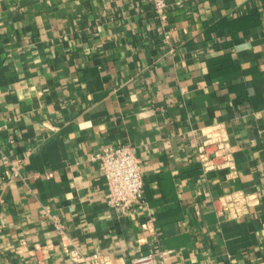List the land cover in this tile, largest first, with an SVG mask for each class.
<instances>
[{
	"label": "crops",
	"instance_id": "0c3cea01",
	"mask_svg": "<svg viewBox=\"0 0 264 264\" xmlns=\"http://www.w3.org/2000/svg\"><path fill=\"white\" fill-rule=\"evenodd\" d=\"M0 0V264L74 245L164 264H264V0ZM222 123L231 167L194 130ZM130 143L143 201L118 211L92 157ZM242 191L239 213L223 198ZM55 222L63 225L59 233Z\"/></svg>",
	"mask_w": 264,
	"mask_h": 264
},
{
	"label": "built area",
	"instance_id": "2783aa9c",
	"mask_svg": "<svg viewBox=\"0 0 264 264\" xmlns=\"http://www.w3.org/2000/svg\"><path fill=\"white\" fill-rule=\"evenodd\" d=\"M153 12L164 17L167 0H150ZM196 147L198 160L204 171L231 167L233 164V151L225 126L216 123L197 130ZM97 160L100 170L107 181L106 199L110 206L118 211H129L144 198L145 181L142 171V162L137 155L135 147L130 143H118L105 146L101 152L92 157ZM222 206L232 212H241L252 204L251 196L242 191L231 192L222 196ZM59 233H63V225L55 222ZM67 258L57 264H125L123 257H112L101 251L84 253L80 246L74 245L68 251ZM167 253L159 248L146 254L135 256L131 264H164ZM36 264H46L39 260Z\"/></svg>",
	"mask_w": 264,
	"mask_h": 264
}]
</instances>
